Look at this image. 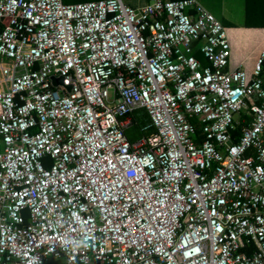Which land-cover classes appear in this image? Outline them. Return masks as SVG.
<instances>
[{
    "label": "built area",
    "instance_id": "obj_1",
    "mask_svg": "<svg viewBox=\"0 0 264 264\" xmlns=\"http://www.w3.org/2000/svg\"><path fill=\"white\" fill-rule=\"evenodd\" d=\"M231 57L196 0H0V264H264V51Z\"/></svg>",
    "mask_w": 264,
    "mask_h": 264
},
{
    "label": "crops",
    "instance_id": "obj_2",
    "mask_svg": "<svg viewBox=\"0 0 264 264\" xmlns=\"http://www.w3.org/2000/svg\"><path fill=\"white\" fill-rule=\"evenodd\" d=\"M86 1L89 0H64L68 5ZM127 1L134 3L130 5L135 7H142L151 2V0ZM196 2L227 28L232 48L231 67L241 66L248 72H252L260 54L264 51V0H196ZM200 58L205 62L203 57ZM143 114L142 112L138 114L141 121L145 123L142 130L144 134L139 139L146 137L145 132L148 128L150 129L149 123L152 122H144ZM137 121L133 118V124L126 130V135ZM129 139L139 140L136 136ZM44 264H67V262L63 259L49 258Z\"/></svg>",
    "mask_w": 264,
    "mask_h": 264
},
{
    "label": "rangeland",
    "instance_id": "obj_3",
    "mask_svg": "<svg viewBox=\"0 0 264 264\" xmlns=\"http://www.w3.org/2000/svg\"><path fill=\"white\" fill-rule=\"evenodd\" d=\"M124 2H125V4H134L132 2L129 3L127 0H124ZM139 113H141V112H139ZM139 113H137V116H139V117H137L138 118L137 124L134 127L130 128L128 130V132H127V135L131 139L133 138V136L134 137L136 136L139 139L144 134L142 132V130H143L144 126H145V123H143L141 121L140 115H138Z\"/></svg>",
    "mask_w": 264,
    "mask_h": 264
},
{
    "label": "trees",
    "instance_id": "obj_4",
    "mask_svg": "<svg viewBox=\"0 0 264 264\" xmlns=\"http://www.w3.org/2000/svg\"><path fill=\"white\" fill-rule=\"evenodd\" d=\"M89 1H98V0H89ZM86 2H88V1H86ZM81 3H83V2H81ZM139 112L144 113L143 116H144V118L147 120V121H146L144 118H142L144 122L149 123V122L151 121V119H150L148 113L146 112V110H138V111L134 114L135 121H137V113H139ZM149 124H151V125H150V129L148 128V129L146 130V132H145L146 136H148V135H150L151 133H153V132H154V129H155V127H154V125L152 124V122L149 123Z\"/></svg>",
    "mask_w": 264,
    "mask_h": 264
},
{
    "label": "water",
    "instance_id": "obj_5",
    "mask_svg": "<svg viewBox=\"0 0 264 264\" xmlns=\"http://www.w3.org/2000/svg\"><path fill=\"white\" fill-rule=\"evenodd\" d=\"M54 86L62 85L63 84V78H52ZM68 90H71V87H68Z\"/></svg>",
    "mask_w": 264,
    "mask_h": 264
}]
</instances>
